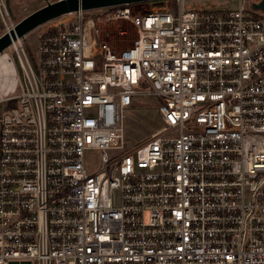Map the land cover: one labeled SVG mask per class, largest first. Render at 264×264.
I'll return each mask as SVG.
<instances>
[{
    "label": "built area",
    "instance_id": "built-area-1",
    "mask_svg": "<svg viewBox=\"0 0 264 264\" xmlns=\"http://www.w3.org/2000/svg\"><path fill=\"white\" fill-rule=\"evenodd\" d=\"M252 3L115 5L49 21L35 45L12 38L0 264H264V15ZM119 20L131 43L116 46ZM17 23L0 0L3 34ZM148 96L162 124L129 148L124 115Z\"/></svg>",
    "mask_w": 264,
    "mask_h": 264
},
{
    "label": "rangeland",
    "instance_id": "rangeland-1",
    "mask_svg": "<svg viewBox=\"0 0 264 264\" xmlns=\"http://www.w3.org/2000/svg\"><path fill=\"white\" fill-rule=\"evenodd\" d=\"M56 1V0H48ZM47 0H6L8 10L12 18L19 22L24 17L35 11L36 9L46 5ZM253 3L259 0H249ZM160 1H148L132 4L134 12H144L151 10ZM241 0H185V6L188 8H214L220 10H236L240 8ZM252 3V4H253ZM252 4L248 5L252 8ZM93 12H97L94 10ZM260 12V11H259ZM264 15V11L261 10ZM121 25L129 28V22L119 20L112 24V39L111 43L118 46L120 43H131L130 36L119 37L116 35V27ZM47 23L38 26L27 33L28 42L35 45L36 37L40 34L42 29H46ZM3 34V29H0V36ZM33 47L25 44V51L27 55L32 58ZM9 55L15 62L17 69L21 72L19 59L16 53L9 52ZM159 101L154 96H148L138 102L133 108L127 111L124 115L125 136L129 148H134L142 142L149 139V137L158 130L162 124V119L159 111ZM102 163L101 151L98 149H89L85 153V164L89 171H94L100 167ZM9 264H39L37 261L31 259H12Z\"/></svg>",
    "mask_w": 264,
    "mask_h": 264
},
{
    "label": "water",
    "instance_id": "water-1",
    "mask_svg": "<svg viewBox=\"0 0 264 264\" xmlns=\"http://www.w3.org/2000/svg\"><path fill=\"white\" fill-rule=\"evenodd\" d=\"M148 1L161 0H56L48 1L46 5L36 9L17 23L14 30L0 36V53L7 48L12 38L25 36L31 30L63 15L78 12L91 11L105 7L122 4H134ZM253 8L264 11V0L255 1Z\"/></svg>",
    "mask_w": 264,
    "mask_h": 264
},
{
    "label": "trees",
    "instance_id": "trees-1",
    "mask_svg": "<svg viewBox=\"0 0 264 264\" xmlns=\"http://www.w3.org/2000/svg\"><path fill=\"white\" fill-rule=\"evenodd\" d=\"M174 1V0H173Z\"/></svg>",
    "mask_w": 264,
    "mask_h": 264
}]
</instances>
